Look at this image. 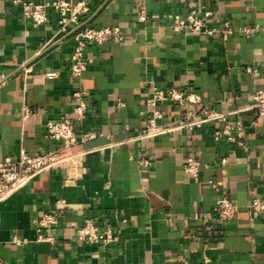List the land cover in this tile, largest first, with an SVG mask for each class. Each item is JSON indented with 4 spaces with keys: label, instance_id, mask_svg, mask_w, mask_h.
I'll list each match as a JSON object with an SVG mask.
<instances>
[{
    "label": "crops",
    "instance_id": "0c3cea01",
    "mask_svg": "<svg viewBox=\"0 0 264 264\" xmlns=\"http://www.w3.org/2000/svg\"><path fill=\"white\" fill-rule=\"evenodd\" d=\"M15 1L0 0V161L16 158L21 149L38 156L59 148L60 142L45 137V124L64 117L74 120L78 137H98L73 149L86 169L82 179L69 183L65 170H46L0 202L2 264H264V213L248 210L251 200L264 198V116L255 114L248 98L264 89V0H198V8L219 14L237 31L259 28L251 37L236 32L225 42L175 34L163 18L188 11L175 0H73L89 5L83 26H118L127 34L121 42L91 45L92 62L80 80L69 72L73 30L59 32L54 13L40 26L25 20ZM141 11L147 23L139 22ZM247 66L259 76L246 73ZM153 88L197 95L230 123L241 120L248 151L216 142L217 121L145 137ZM77 91L87 94L82 122L73 115ZM25 107L31 115L23 119ZM158 109L159 124L182 118L183 108L174 102ZM141 156L149 167L139 165ZM191 157L208 166L200 180L184 171ZM211 179L222 183L238 209L224 228L213 214ZM44 214L59 216L49 231L53 242L37 240L35 222ZM89 220L110 228L117 241H76L74 226ZM14 235L27 244L14 245Z\"/></svg>",
    "mask_w": 264,
    "mask_h": 264
},
{
    "label": "built area",
    "instance_id": "2783aa9c",
    "mask_svg": "<svg viewBox=\"0 0 264 264\" xmlns=\"http://www.w3.org/2000/svg\"><path fill=\"white\" fill-rule=\"evenodd\" d=\"M188 6L185 15L169 14L163 18V22L175 33H188L202 37L219 36L224 42L236 32H240L246 37H251L259 31L258 27L242 28L235 30L230 21L222 19L219 14L212 11L198 8V0H175ZM15 4H21L22 13L25 20L36 25H44L49 20V14L54 13L59 18V32L66 33L73 30L74 46L71 54L69 72L74 79L80 80L87 71L92 59L88 57L87 50L91 45L103 46L109 40L116 42L123 41L127 34L118 26H106L101 28H91L81 24V17L89 13L90 8L87 2L73 0H45L37 3L33 0H16ZM138 20L142 23L149 21V16L144 11L139 12ZM244 71L254 77L259 76V70L252 66H247ZM86 93L77 91L74 94L75 106L73 115L76 121L82 122L87 117L88 103ZM254 102L252 108L258 116H264V89L258 90L248 95ZM164 101H171L182 107V118L172 123V126L159 124L163 119V114L158 106ZM198 105L199 108L191 112L187 105ZM147 106L153 109V117L144 129V136L147 138L161 136L172 132L176 128L194 129L209 122H219L221 127L214 132V140L220 142L225 140L229 144L236 145L245 151L249 149V143L245 133V127L241 120L230 123L226 114H220L204 105L197 95L186 96L184 92L171 90L165 92L158 88H153L147 98ZM31 115V110L27 107L22 110V118L26 119ZM202 118L197 119L198 116ZM171 125V124H170ZM45 137L49 140L60 142V147L44 152L38 156H31L26 150L21 149L16 158L7 157L0 161V202L6 200L33 180L42 172L50 169H62L67 173V182L73 183L83 178L86 169L82 165V159L73 152V149L80 143L95 140L98 135L88 132L77 135L76 126L72 118H61L58 121H49L45 124ZM143 168L149 167L150 162L145 156H141L138 161ZM226 159L221 161L225 165ZM208 166L202 164L199 158H187L184 162V171L195 180H200L202 168ZM207 185L216 194L213 214L224 228L229 222L236 218L238 209L227 197L223 190L222 183L211 179ZM248 210L256 214L264 213V198L253 199L248 204ZM39 242H53V237L49 234L52 228L59 224V216L56 214H44L36 222ZM76 241L86 245L108 246L117 237L110 228L100 229L93 221H86L82 226H74ZM27 240L14 235L12 243L16 246H24ZM0 264H2L0 260Z\"/></svg>",
    "mask_w": 264,
    "mask_h": 264
}]
</instances>
